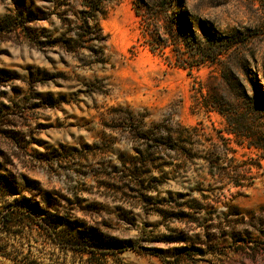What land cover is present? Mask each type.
Returning a JSON list of instances; mask_svg holds the SVG:
<instances>
[{
  "label": "rangeland",
  "instance_id": "374dc122",
  "mask_svg": "<svg viewBox=\"0 0 264 264\" xmlns=\"http://www.w3.org/2000/svg\"><path fill=\"white\" fill-rule=\"evenodd\" d=\"M106 2L86 31L73 0H0V175L31 179L0 188V264H264V32L236 0H185L196 32H244L188 71ZM179 125L200 135L174 154Z\"/></svg>",
  "mask_w": 264,
  "mask_h": 264
},
{
  "label": "trees",
  "instance_id": "16d2710c",
  "mask_svg": "<svg viewBox=\"0 0 264 264\" xmlns=\"http://www.w3.org/2000/svg\"><path fill=\"white\" fill-rule=\"evenodd\" d=\"M78 6H80L79 20L84 30L89 31L91 27L89 23L91 21H98L104 19L106 15L107 0H73ZM110 1V0H108ZM134 13L141 20V36L144 42L148 45L149 50L152 53L161 52L166 47H170L171 55L167 58L172 59L171 65L178 68L187 69L192 71L198 70L205 65H217L221 57L228 56L233 50L239 48L244 44L239 38L244 34L239 29H235L226 34H212L209 33V28L201 25L196 32L195 27L189 21L188 11L185 5V0H131ZM232 0H228L230 3ZM239 4H242L245 10L249 12V17H253L255 22L244 26L245 30L255 31L261 33L264 32V24L259 23L260 18L264 19V0H236ZM202 107L209 109V91L206 96L203 97ZM199 105V106H200ZM209 111V110H208ZM221 116L227 117L225 112L216 110ZM230 126H236L235 122L227 121ZM179 134L176 138H173L171 133L166 134V140L172 142L170 144V150L176 154L178 152L179 142L181 140L192 138L199 134L200 128L198 127H186L178 126ZM229 134L236 135L235 131H228ZM264 141V139H262ZM254 145V144H252ZM257 145V146H256ZM255 147L262 144H256ZM24 151L26 147L22 148ZM213 151H218L214 149ZM226 151V148H225ZM3 159H10L9 154H1ZM11 157V158H10ZM209 163V162H208ZM215 161L209 163L214 166ZM209 167V166H208ZM216 167V166H215ZM22 183L17 180H4L0 175V188L5 187L11 189L16 193V189L21 186L25 188V185L31 182V179L25 174H20ZM129 182L134 184L139 183L137 178L129 177ZM14 185V186H12ZM24 200L25 198H21ZM21 199H16V202H21ZM45 218L52 220L57 216H51L46 212ZM28 221L25 218H19V222ZM12 222L11 215L4 213L0 215V226L10 225ZM1 256H5L4 252H0Z\"/></svg>",
  "mask_w": 264,
  "mask_h": 264
}]
</instances>
